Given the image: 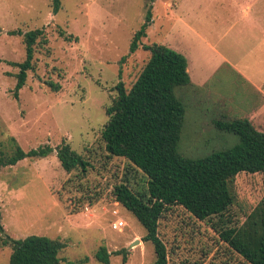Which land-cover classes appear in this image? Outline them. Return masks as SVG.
<instances>
[{"label":"rangeland","instance_id":"rangeland-1","mask_svg":"<svg viewBox=\"0 0 264 264\" xmlns=\"http://www.w3.org/2000/svg\"><path fill=\"white\" fill-rule=\"evenodd\" d=\"M150 8L153 20L142 43L186 56L195 86V93L176 89L186 108L179 152L198 159L238 144V136L213 125L225 114L248 118L264 131V106L257 112L264 105V0H62L57 14L52 0H0V143L7 146L13 137L26 151L55 149L0 171L2 223L11 238L61 239L68 245L61 256L70 261L89 257L88 264H102L96 254L104 246L110 264H154V246L143 241L146 230L113 197L122 180L140 190L147 177L110 156L102 140L116 85L130 89L151 56L142 47L129 54ZM36 29L45 30L49 43L37 46L35 67L16 99L19 69L10 62L25 61L26 47L23 36L11 32ZM62 30L77 40H65ZM48 81L60 90L52 91ZM64 140L91 162L85 176L62 168L56 148ZM235 191L232 211L243 224L264 196L263 175L240 174ZM118 220L125 227L114 230ZM160 236L170 264H248L210 222L181 207L165 214ZM11 254L0 240V264H10Z\"/></svg>","mask_w":264,"mask_h":264},{"label":"trees","instance_id":"trees-1","mask_svg":"<svg viewBox=\"0 0 264 264\" xmlns=\"http://www.w3.org/2000/svg\"><path fill=\"white\" fill-rule=\"evenodd\" d=\"M52 9L57 14L62 9V0H52ZM152 10H148L145 23L135 33L129 51L133 54L142 47L151 56L130 89L124 82L116 85L117 97L106 110L109 120L102 130L107 153L127 160L147 177V185L136 190L129 179L122 180L114 187V200L146 230L143 241L154 246V264H170V250L160 236V225L173 207L185 209L199 221L210 222L221 241L246 263L264 264V196L243 224L232 211L236 203L235 183L240 174L263 175L264 191V131L248 118L225 114V119L213 120V125L222 133L238 136V144L198 159L179 152L186 108L176 89L184 87L193 91L195 86L186 56L164 44L142 43L153 20ZM11 34L23 36L26 47L25 61L10 62L19 69L14 94L17 99L29 71L35 67L37 46H45L49 40L44 29ZM60 35L67 41L77 40L63 30ZM46 84L54 92L61 88L53 81ZM54 152L49 145L26 151L12 137L9 145L0 143V171L26 159L47 158ZM56 155L68 174L79 171L85 176L92 166L66 140L56 148ZM0 240L3 246L12 248L10 264H88L90 261L89 257L78 261L63 259L61 255L68 245L58 238L37 235L19 240L11 238L2 223L1 207ZM96 259L110 264L111 253L102 246Z\"/></svg>","mask_w":264,"mask_h":264},{"label":"built area","instance_id":"built-area-1","mask_svg":"<svg viewBox=\"0 0 264 264\" xmlns=\"http://www.w3.org/2000/svg\"><path fill=\"white\" fill-rule=\"evenodd\" d=\"M125 227V222L122 220H118L114 225H113V229L114 230H121Z\"/></svg>","mask_w":264,"mask_h":264},{"label":"crops","instance_id":"crops-1","mask_svg":"<svg viewBox=\"0 0 264 264\" xmlns=\"http://www.w3.org/2000/svg\"><path fill=\"white\" fill-rule=\"evenodd\" d=\"M263 106H264L263 104L261 106H259L258 109H257L258 110L257 112L260 113L262 111Z\"/></svg>","mask_w":264,"mask_h":264},{"label":"water","instance_id":"water-1","mask_svg":"<svg viewBox=\"0 0 264 264\" xmlns=\"http://www.w3.org/2000/svg\"><path fill=\"white\" fill-rule=\"evenodd\" d=\"M135 244H139V241H136Z\"/></svg>","mask_w":264,"mask_h":264}]
</instances>
